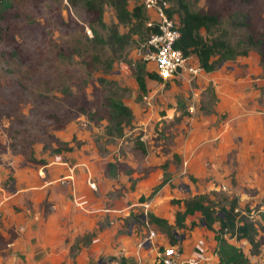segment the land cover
Wrapping results in <instances>:
<instances>
[{
	"label": "rangeland",
	"instance_id": "rangeland-1",
	"mask_svg": "<svg viewBox=\"0 0 264 264\" xmlns=\"http://www.w3.org/2000/svg\"><path fill=\"white\" fill-rule=\"evenodd\" d=\"M187 3L219 17L208 40L249 54L147 79L146 95L136 73L154 71L147 19L120 24L106 3L102 23L86 0L0 6V264H161L170 236L154 218L219 264V223L208 229L198 212L175 227L187 200L255 223L257 254L225 237L264 264V0ZM115 29L133 35L121 42Z\"/></svg>",
	"mask_w": 264,
	"mask_h": 264
},
{
	"label": "trees",
	"instance_id": "trees-1",
	"mask_svg": "<svg viewBox=\"0 0 264 264\" xmlns=\"http://www.w3.org/2000/svg\"><path fill=\"white\" fill-rule=\"evenodd\" d=\"M7 1L16 0H0V6ZM130 0H86V6L93 12H96L100 22H103V9L106 3L111 4L117 13L120 24L137 23V25L146 24V13L142 5L135 6L132 10L129 8ZM172 8L169 11L171 16L178 15L182 39L179 43V47L182 48L186 55L195 54L199 59L200 65L206 72H212L216 69L214 56L219 54L221 60H232L238 55L248 56L249 50H235L230 44L223 40L213 39L208 40L202 30H209L211 27L216 26L219 23V17L208 12L192 10L187 0H170ZM148 33L150 29L147 27ZM117 40L125 42L129 40L133 32L127 34L120 33L118 29H115L113 33ZM147 79L164 82L165 80L157 72H147L144 64H139L136 73V80L139 89L143 95H146L149 91ZM113 109L117 110L121 114L131 116L132 112L122 101H114L112 104ZM145 201V197L141 198ZM235 207L221 209L219 214L215 209L202 200H187L185 201V210L178 211L176 215L175 227L181 229L186 227L185 221L188 216H192L200 212L203 216L208 229L215 231V224L219 223L220 227L216 233V240L218 241V256L219 264H250V258L246 255L242 248L229 242L225 237L227 233H230L231 237H235L238 240H247L252 245V253L257 254L261 243L257 236L259 229L255 223L245 221L238 222L237 214H235ZM159 221V225H163L164 230L170 236V243L177 245L182 238L181 234L172 233L171 229L174 226L170 225L165 220L154 218ZM127 258H123L122 262L125 264Z\"/></svg>",
	"mask_w": 264,
	"mask_h": 264
},
{
	"label": "built area",
	"instance_id": "built-area-1",
	"mask_svg": "<svg viewBox=\"0 0 264 264\" xmlns=\"http://www.w3.org/2000/svg\"><path fill=\"white\" fill-rule=\"evenodd\" d=\"M147 14V27L150 29L147 41V54L144 58L154 63V71L164 80L181 78L185 75H199L204 68L195 54L186 55L179 43L182 39L181 24L178 15L169 14L172 8L170 0H139ZM148 12L153 14L148 15ZM156 236L151 232L148 240ZM145 243L142 242L141 245ZM166 245L158 257L161 264H206L205 255L200 253L185 257L181 247Z\"/></svg>",
	"mask_w": 264,
	"mask_h": 264
},
{
	"label": "crops",
	"instance_id": "crops-1",
	"mask_svg": "<svg viewBox=\"0 0 264 264\" xmlns=\"http://www.w3.org/2000/svg\"><path fill=\"white\" fill-rule=\"evenodd\" d=\"M189 242H190L189 239H187V240H183L182 239L180 241V243L178 244L181 247V249L183 250V254H184L185 257H190V256H193V255H196V254L199 253V251L196 249V247H198V244H195L196 241H194L192 246L190 245L191 243H189ZM10 245L12 246V245H16V244L15 243H11ZM11 246L9 247L10 250L12 249ZM13 250H15V249H13ZM216 255H217V253H216ZM209 261L207 262V264H209ZM211 264H214V263L211 262Z\"/></svg>",
	"mask_w": 264,
	"mask_h": 264
}]
</instances>
